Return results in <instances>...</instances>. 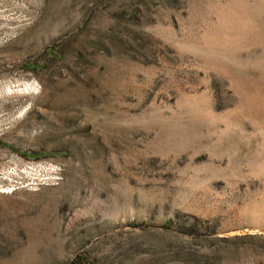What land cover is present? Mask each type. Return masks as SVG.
Segmentation results:
<instances>
[{
  "label": "rangeland",
  "instance_id": "rangeland-1",
  "mask_svg": "<svg viewBox=\"0 0 264 264\" xmlns=\"http://www.w3.org/2000/svg\"><path fill=\"white\" fill-rule=\"evenodd\" d=\"M0 264H264V0H0Z\"/></svg>",
  "mask_w": 264,
  "mask_h": 264
}]
</instances>
